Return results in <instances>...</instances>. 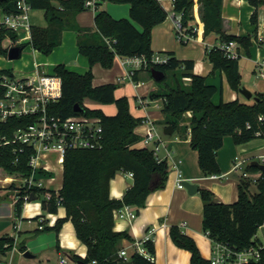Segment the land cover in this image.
I'll return each instance as SVG.
<instances>
[{
	"label": "trees",
	"instance_id": "obj_1",
	"mask_svg": "<svg viewBox=\"0 0 264 264\" xmlns=\"http://www.w3.org/2000/svg\"><path fill=\"white\" fill-rule=\"evenodd\" d=\"M85 0H25L30 9L43 10L47 26L40 28L31 26V39L27 43L34 50L47 56L60 44L61 34L70 29L77 34L79 52L87 58L89 69L84 74L68 70L64 64H57L53 74L61 79V96L49 103L50 114L65 118L74 115L98 117L103 129L102 142L99 148L88 150L67 151L63 162L62 186L58 191L33 187L31 192L38 198L42 196L41 207L45 213H56L59 207L65 209V217L58 219L53 227L56 233L61 225L70 220L73 223L76 237L86 246V255L81 258L75 254L70 258L77 264H119V242L130 239L127 232L113 230L114 211L123 206L133 207L134 213L144 207L147 196L162 189L167 181L169 165L166 160L157 161L153 150L137 147L140 137L135 128L141 123L140 118L133 117L129 112L128 100L125 96L116 97V83L99 86L92 85L91 67L99 64L110 68L113 59H121L144 55L147 58L155 53L151 49V33L153 28L162 23L168 13L158 0H101L113 4H128L129 19H114L104 10L97 12L94 18L95 30L79 27L75 15L85 10ZM254 8L251 24L258 23V9L264 7V0H247ZM99 2L97 6L101 3ZM17 0L0 2V16L18 13ZM223 0H173L174 14L181 16V24L192 33L194 7L200 22L203 24V35H218L222 42L235 41L248 54L251 39H256L257 28L248 36L227 34L223 27ZM133 23L138 25V29ZM9 38L13 45L18 39L15 32L0 30V56L7 54L3 41ZM22 45V44H20ZM169 57L166 64L149 65L145 69L147 78L153 79L151 69L165 74L158 85L157 91L150 93V99H162L164 124L170 125L182 136L189 134L190 146L198 153V165L205 177L220 175L217 152L222 147L224 138L230 136L236 145L255 138L260 131L264 138V92H255L256 100L243 101L235 99L228 102L222 100L213 103L212 97L217 92L214 85L208 84L206 77L193 73V60H179L173 52H158ZM206 59L212 64L213 71H223L232 90L239 92L241 74L239 58L228 59L223 53L212 48L205 50ZM174 72L172 82L168 80V72ZM1 74H10V70H0ZM139 71L132 81L138 82ZM185 80H188L185 83ZM91 100L102 105L113 104L114 115H106L101 109H92L84 105V100ZM76 105L83 108L75 112ZM33 119L10 118L0 122V143L12 138L14 132L32 123ZM17 148V149H16ZM32 150L13 144L0 145V174L9 177H28L31 168L28 165ZM257 172L255 166L248 167ZM133 174L132 186L125 192L121 200L109 198V181L117 172ZM46 174L39 171V177ZM256 192H250L252 183L239 179L237 183V200L232 204L215 203L214 194L208 189H199L198 193L203 204L202 229L211 242L226 243L237 251L259 244L255 238L257 229L264 224V173H261L255 184ZM10 191L17 195L25 194L26 187ZM23 200L15 203L16 216L21 215ZM169 235L175 245L190 253L189 264H210L205 259L195 241L184 234L179 227L171 226ZM15 239L9 235L0 237V254L12 250ZM144 247L154 254L153 242L147 241ZM23 249V247H20ZM132 264H155L142 255L132 253ZM250 264H264V250L260 258Z\"/></svg>",
	"mask_w": 264,
	"mask_h": 264
},
{
	"label": "crops",
	"instance_id": "obj_2",
	"mask_svg": "<svg viewBox=\"0 0 264 264\" xmlns=\"http://www.w3.org/2000/svg\"><path fill=\"white\" fill-rule=\"evenodd\" d=\"M158 1L168 13V16L152 30V51L155 53L170 51L179 60H193V73L206 77L207 83L217 88V92L212 97L213 103L216 104L221 100L223 102L235 99L242 100L241 97L243 96L230 88L224 72L220 70L213 71L212 64L206 59L205 49L207 46H214L221 40L214 33L207 36L203 35V24L200 22L197 12L198 6L194 7L196 14L194 20L188 25L193 28L197 27L198 31L195 34L193 33L194 39L183 46L176 42L175 14L172 0ZM100 10L106 11L112 18L117 20L123 18L131 20L128 4H113L103 1L94 10L85 9L78 12L74 20L79 27L93 32L95 30L94 18ZM253 11L254 8L247 0H223L222 17L226 33L248 36L257 28L256 35H264V9H258L257 25L251 24L250 21ZM28 23L30 28L31 26L45 28L47 23L43 10L30 9L28 11ZM133 24L140 29L138 25ZM5 40L8 44L4 43ZM5 40L3 41V47L7 50L15 46L9 38ZM257 43L262 44L264 41H257ZM241 49L244 48L241 46ZM32 50L34 51L35 66L29 73L35 70L40 73H53V69L57 64H64L68 70L79 74H84L89 69L87 58L79 52L77 34L70 29H65L62 32L60 44L49 55L45 56L33 48ZM128 69L124 65L123 59L118 56L113 59L110 68L106 69L99 64H94L91 67L92 85L118 84L115 96H125L127 98L130 114L135 118H147L154 122L156 132L161 140L157 156L162 160H166L170 168L165 186L147 196L144 207L135 214L133 219L125 216L119 217L114 214L113 230L115 232H127L130 236V239H122L119 242V251L124 250L128 256H131L134 252L133 242L140 241L145 236L150 235L154 244L153 257L155 264H189L190 253L177 247L169 235L170 227L177 226L184 234L195 241L201 255L209 260L212 242L202 229L203 204L198 190H210L215 198L224 204H232L237 200L238 182L229 177L232 174L230 171V164H232L231 138L227 139L225 137L224 140L227 139V144L223 141V147L217 152L216 158L221 171L220 178L205 177L198 165V153L190 146L189 134L184 133L181 136L174 129L170 135L164 133L165 128L170 125L164 124L163 101L162 99L149 98L150 93L157 91L158 87H153L152 81L147 78L144 69L138 70V82L135 83L127 79ZM124 82L128 83L127 87H125ZM187 82L188 80H185V83ZM261 86H264V82H261ZM128 89L131 90L133 99H131V95H128ZM256 92H264V87H260V90ZM139 100L146 102L141 105ZM157 100H161V104L156 103ZM87 101L89 102V104H86L88 107L101 109L106 115L116 113V107L113 104L102 105L91 100ZM151 104H153V107L159 108L160 112L150 111ZM138 126L135 128V133L140 137L141 144H139V141L137 147L152 149L156 142L148 146H144L142 143L146 133V125L141 124L142 130H139ZM158 126H160V130ZM46 158V164L51 168V172H45L47 175L41 178L46 183L45 189L58 191L62 186L63 169L55 162L56 154H47ZM176 167L182 172L184 180L197 185V191L194 194H190L184 187H176ZM132 183L133 178L128 176L126 172H117L109 181V198L121 200L125 192L132 186ZM12 185L18 188L20 180L0 176V237L15 235V244L12 250L0 254V264H61L60 260L62 258L66 259L63 264H77L70 258V255L75 254L84 258L86 246L76 237L73 223L70 220L61 225L58 233L53 230H43L45 227H53L58 219H63L65 209L59 207L54 214L45 213L42 210L41 202L25 201L22 205L21 215L16 216L13 202L16 191L9 190ZM131 209L135 210L133 207ZM258 242L264 245L260 240ZM21 246L23 249L20 248ZM25 252H28L32 257H25Z\"/></svg>",
	"mask_w": 264,
	"mask_h": 264
},
{
	"label": "built area",
	"instance_id": "obj_3",
	"mask_svg": "<svg viewBox=\"0 0 264 264\" xmlns=\"http://www.w3.org/2000/svg\"><path fill=\"white\" fill-rule=\"evenodd\" d=\"M100 1L85 0L84 8L94 10ZM16 5L18 13L0 16V30L15 32L18 37L16 44L28 43L31 39L28 23L30 7L25 0H17ZM174 23L176 39L180 43L186 44L194 39V34L198 31L197 27L192 29V33H189L187 28L182 26L181 16L178 14L174 16ZM257 41H264V35L257 36ZM212 48L219 49L228 59H238L240 57L241 45L235 41H220L214 46H207L206 49L210 51ZM168 61L169 57L161 53H154L151 58L141 55L123 59L124 65L129 68L126 77L131 81L136 71L145 70L149 65L166 64ZM254 73L257 78L264 80V58L255 59ZM60 96L61 79L53 73H40L35 70L23 76L16 75L13 71H10V74L0 75V122L4 123L10 118L30 117L33 119L32 123L24 128L17 129L11 139L0 143V145H16L19 152L22 151L23 146L32 150L28 162L31 174L28 177H12L20 180V186L18 188L15 187L16 189L26 187L25 194H15L14 204L20 199L23 200V203L29 201L30 195L33 193L31 192L33 187L45 188L42 186L43 179L38 177L37 174L39 171L51 172V168L46 164L47 154H56V164L63 167L67 151L95 149L101 146L103 129L100 118L85 115L61 118L48 112V104L57 101ZM145 102L144 100H139L141 105H144ZM258 121H264V116H258ZM141 124L146 125V133L142 139L143 145L148 146L156 142V145L151 150H153L157 161H161L162 159L157 156L161 140L156 132L154 122L145 118L141 120ZM261 135L260 131L255 133V137H260ZM252 162L264 165V154L250 156L241 160L235 157L230 171L239 172L240 179L255 184L261 173L264 172L260 171L259 174H256L257 172L249 170L248 167L251 166ZM127 175L133 177L130 172ZM211 178H220V175H212ZM183 181L182 172L176 167V187L183 188ZM114 214L119 217L125 216L129 219L135 217L134 211L129 206H123L121 209L114 211ZM261 226H264V224ZM9 236L15 239L14 234ZM150 240L152 241V237L147 235L140 241H134L133 253L142 255L154 262L153 255L144 247V243ZM262 250H264V245L261 244L252 245L237 251L226 243L212 242L209 262L210 264H250L259 260ZM118 258L122 259V262L130 261V256L124 250L118 252ZM65 262V258L60 260L61 264ZM90 264H95V261Z\"/></svg>",
	"mask_w": 264,
	"mask_h": 264
},
{
	"label": "rangeland",
	"instance_id": "obj_4",
	"mask_svg": "<svg viewBox=\"0 0 264 264\" xmlns=\"http://www.w3.org/2000/svg\"><path fill=\"white\" fill-rule=\"evenodd\" d=\"M261 8L264 9V7H261ZM176 42L180 45H183V46L186 45V44L180 43L177 39H176ZM4 43L8 44L6 40ZM24 44H25V47H24V49L22 51V55L19 59L9 60L5 56H0V69H5V70H11L12 69V71L16 75L23 76L25 73H26L25 75H27L30 72V70L34 68V66H35V64H34V51L30 47V45H28L27 43H24ZM251 46H252V48L249 49L250 50L249 54H247L244 49L240 50V58H239L238 62H239V68H240V72H241V87H244L245 89L251 91L252 93H255L256 91L260 90V87H264V86H261V82H264V80L257 78L255 73L253 72L254 60L264 58V43H262V44L257 43L256 44L255 39L252 38L251 39ZM173 74H174V72H172V71L168 72V80H170L171 82H172L171 78H172ZM149 80L152 81L151 84H153L154 88L158 87L157 83L154 80H152V79H149ZM127 84H128L127 82H124L125 87H127ZM127 93H128V95H131L130 97H131V99H133V96H132L133 94H131L130 89L127 90ZM241 99L243 101H251L252 100V99L247 100L244 97H241ZM87 100L88 99L84 100V105L89 104V102ZM156 103L161 104V100H157ZM152 105L153 104H151V106L149 107L150 111L160 112L159 108H156L155 106L153 107ZM138 129L139 130L143 129L141 126V123L139 124ZM158 129L160 130V126H158ZM228 138H231V137L227 136V139ZM227 139L224 140L225 143L227 142ZM230 140H231L230 144L232 146L231 163L235 157H238L241 160V159L248 158L250 156H257L260 154H264V138L255 137V138L249 140L248 142H245V143L239 144V145H236L232 141V138ZM139 144H141V141ZM222 147H223V145H222ZM231 165L232 164H230V168H231ZM260 171L261 170L258 169L256 174H259ZM220 174H221V172H220ZM46 175L47 174H43L40 177H45ZM0 176L2 177L3 175L0 174ZM229 177H231L233 180H236V182H238V180L240 179V174H239V172L238 173L232 172V174L229 175ZM45 185H46V183H45V181H43L42 186L45 187ZM250 192L252 194L254 192H256L255 185L252 184V186L250 188ZM41 199H42V196H40V198L38 197L36 200H34L32 202H38V201L40 202ZM255 238H257L262 243H264V226H260L257 229L256 234H255Z\"/></svg>",
	"mask_w": 264,
	"mask_h": 264
},
{
	"label": "water",
	"instance_id": "obj_5",
	"mask_svg": "<svg viewBox=\"0 0 264 264\" xmlns=\"http://www.w3.org/2000/svg\"><path fill=\"white\" fill-rule=\"evenodd\" d=\"M7 0H0V2H4ZM25 45H16V46H12L7 50V54L6 57L9 60H16L19 59L22 55V51L24 49ZM151 75L153 77L154 81H160L161 79L164 78L165 74L161 71L155 70V69H151ZM239 93L246 98L247 100L253 99L256 100V96L254 93H252L251 91L245 89L244 87H241L239 90ZM75 112H82L83 108L80 105H76L74 108ZM173 132V128L171 126H167L164 130V133L167 135H170ZM251 166H255L258 169H260L262 172H264V165H260L256 162H252ZM183 187L190 193V194H194L197 191V185L196 184H192L190 182H188L187 180H184L182 182ZM37 197L32 193L30 195L29 201H34L36 200ZM213 201L215 203H219V201L217 200V198L213 197ZM25 257H32L28 252L24 253ZM119 264H132L131 261H127V262H121Z\"/></svg>",
	"mask_w": 264,
	"mask_h": 264
}]
</instances>
